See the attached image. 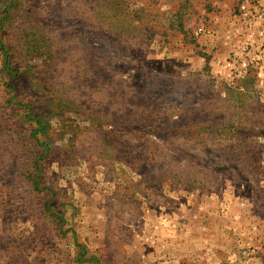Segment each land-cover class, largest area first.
<instances>
[{
  "label": "rangeland",
  "instance_id": "obj_1",
  "mask_svg": "<svg viewBox=\"0 0 264 264\" xmlns=\"http://www.w3.org/2000/svg\"><path fill=\"white\" fill-rule=\"evenodd\" d=\"M240 2L0 0V264H264Z\"/></svg>",
  "mask_w": 264,
  "mask_h": 264
},
{
  "label": "built area",
  "instance_id": "obj_2",
  "mask_svg": "<svg viewBox=\"0 0 264 264\" xmlns=\"http://www.w3.org/2000/svg\"><path fill=\"white\" fill-rule=\"evenodd\" d=\"M257 2H258V0H241L240 5H239L240 12L243 15H247L248 17H251V15H253L255 17L253 9L258 7ZM248 65H249V63L246 60L241 61V66L243 68H246Z\"/></svg>",
  "mask_w": 264,
  "mask_h": 264
}]
</instances>
